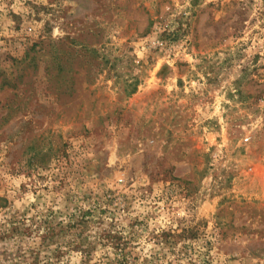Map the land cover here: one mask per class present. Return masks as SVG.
I'll return each instance as SVG.
<instances>
[{
    "label": "rangeland",
    "instance_id": "obj_1",
    "mask_svg": "<svg viewBox=\"0 0 264 264\" xmlns=\"http://www.w3.org/2000/svg\"><path fill=\"white\" fill-rule=\"evenodd\" d=\"M0 264H264V0H0Z\"/></svg>",
    "mask_w": 264,
    "mask_h": 264
}]
</instances>
